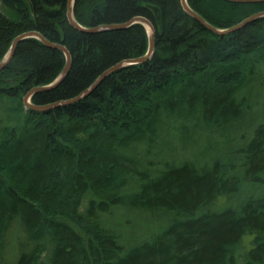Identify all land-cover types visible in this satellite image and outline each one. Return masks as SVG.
<instances>
[{"label": "trees", "instance_id": "16d2710c", "mask_svg": "<svg viewBox=\"0 0 264 264\" xmlns=\"http://www.w3.org/2000/svg\"><path fill=\"white\" fill-rule=\"evenodd\" d=\"M220 29L264 1L187 0ZM68 0H0V62L38 31L72 65L45 105L145 55L146 26L83 32ZM87 28L136 16L145 63L46 111L60 49L19 43L0 70V264H264V16L216 34L181 0H75Z\"/></svg>", "mask_w": 264, "mask_h": 264}, {"label": "water", "instance_id": "95a60500", "mask_svg": "<svg viewBox=\"0 0 264 264\" xmlns=\"http://www.w3.org/2000/svg\"><path fill=\"white\" fill-rule=\"evenodd\" d=\"M229 1L249 2V1H264V0H229ZM181 2H182V6H183L184 10L189 15L193 16L195 19H197L199 22H201L206 28H208L209 30H211L212 32H214L216 34H227V33L234 32V31L242 28L243 26H245L247 23L251 22L252 20H255L259 17L264 16V11H263V12H260V13H257V14H254V15L248 17L247 19H245L244 21L240 22L239 24H237L233 27H230L227 29H220V28H217V27L213 26L212 24H210L203 16H201L198 12H196L194 9H192L189 6L187 0H181ZM74 3H75V0H68L67 17H68V20L72 26H74L75 28H77L78 30L83 31V32H97V31H104V30H115V29L127 28V27H129L135 23H142L147 28L149 26V49H148V52L143 56H140L137 58H132V59H127V60L119 62V63L115 64L114 66L110 67L105 72H103L89 88H87L81 94H79L78 96H76L74 98H71L68 100H62V101L54 102V103H50V104H45V105H35L31 102L32 95L38 91L49 90V89H52V88L56 87L57 85H59L61 83V81L66 77V75L68 74V72L71 68L72 55L65 45L49 41L47 38H45L38 31L33 30V31H28V32L20 34L19 36H17L14 39L9 53L6 55L4 60L2 62H0V70H2L10 62V60L12 59V57L15 53V50H16L17 46L19 45V43L21 41H23L24 39H27V38H38L44 44H46L48 47L62 50L65 53L66 59H67L66 65H65L62 73L59 75V77L55 81H53L51 84H48L45 86L35 87L32 90H30L24 96L25 104L29 107L36 109V110L46 111V110H49V109H51L55 106H58V105L69 104V103H72L74 101H77V100L89 95L101 83V81L106 76L111 74L112 72H114L116 70H120V69L127 67L129 65H136V64L145 63L154 54V50H155V28H154L153 24L147 18L142 17V16H136L133 19L129 20L128 22L121 23V24H109V25H101V26L94 27V28H87V27H84L83 25H81L75 19Z\"/></svg>", "mask_w": 264, "mask_h": 264}, {"label": "rangeland", "instance_id": "374dc122", "mask_svg": "<svg viewBox=\"0 0 264 264\" xmlns=\"http://www.w3.org/2000/svg\"><path fill=\"white\" fill-rule=\"evenodd\" d=\"M0 7H1V8H3V6H2V5H0ZM146 29H147V31H148V34H149V30H148V28H147V27H146ZM3 60H4V59H3ZM3 60H2V61H3Z\"/></svg>", "mask_w": 264, "mask_h": 264}, {"label": "bare ground", "instance_id": "6f19581e", "mask_svg": "<svg viewBox=\"0 0 264 264\" xmlns=\"http://www.w3.org/2000/svg\"><path fill=\"white\" fill-rule=\"evenodd\" d=\"M148 30H149V26H148Z\"/></svg>", "mask_w": 264, "mask_h": 264}]
</instances>
